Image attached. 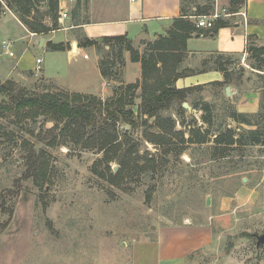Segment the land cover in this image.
Listing matches in <instances>:
<instances>
[{
	"label": "rangeland",
	"instance_id": "1",
	"mask_svg": "<svg viewBox=\"0 0 264 264\" xmlns=\"http://www.w3.org/2000/svg\"><path fill=\"white\" fill-rule=\"evenodd\" d=\"M2 1L0 83L12 79L36 92H73L44 77L61 76L74 89L89 90L106 99L118 85V79L123 83L137 81H133L137 68L128 62L126 76L132 81L124 80L123 72L117 80L104 79L110 88L108 95H103L104 86L95 63V55L98 59L101 57L103 45L89 46L92 50H73L70 55L46 51L34 43L17 14L5 6L6 0ZM79 1L80 21L101 19L107 15L110 18L124 2ZM229 1L226 0L223 8L229 6ZM76 2L65 0V24L72 22L71 12ZM214 3L216 6V0ZM40 11H45V7H40ZM46 22L50 23V19L46 18ZM54 36L58 39L62 32ZM130 37L143 51L145 45L142 42L148 40H139L131 31ZM3 40L13 42L10 47L13 56L2 49ZM192 43L199 46L198 42ZM124 55L125 58L130 56L128 52ZM37 57L42 60L41 69L28 72L36 67ZM239 62V67L235 66L234 70L241 76L239 84L232 86H237L241 96L258 92L261 97V83L256 72L251 71L243 58ZM16 63L18 69L11 73ZM18 70L27 71L17 75ZM216 78L217 74L210 71L196 72L181 80L209 84L217 81ZM224 94L220 88L206 85L195 97L212 103L219 121L235 128L232 120H225L223 116ZM228 101L239 110L237 95L229 97ZM138 102L139 98L136 99ZM188 112L184 122L176 123V129L186 131V138L192 127L189 126L190 113L193 117L201 114L198 110ZM169 113L171 111L163 112ZM260 124L264 125V119ZM51 125L52 122L42 116L31 120L13 111H0V264H264V245L257 246L252 236L264 233V208L260 204L247 211L254 216L232 230L217 232V227L209 224L210 214L220 211L221 198L233 195L243 183V177L256 175L260 179L264 176L263 146H249L242 151L232 146L226 156L213 157L211 140L214 131L211 127L213 132L208 137L209 142L181 144L185 150L180 155L174 151L165 154L166 146L146 140L145 133L154 131L153 127L140 125L130 129L124 124L121 128L130 130L140 155L153 157L156 163L167 165L162 173L139 178L128 176L122 183L113 185L94 172V163L102 155L97 149L82 148L67 139L49 145L51 138L47 135ZM239 127L244 129L245 126ZM172 141L177 143L178 138L172 136ZM28 143H33L35 150L46 152L49 164L47 181L35 184L26 176ZM109 165L112 170L118 166L115 162ZM186 226L195 228L198 234L183 230Z\"/></svg>",
	"mask_w": 264,
	"mask_h": 264
},
{
	"label": "trees",
	"instance_id": "2",
	"mask_svg": "<svg viewBox=\"0 0 264 264\" xmlns=\"http://www.w3.org/2000/svg\"><path fill=\"white\" fill-rule=\"evenodd\" d=\"M2 2L0 0V12L4 7ZM245 2L246 0H230L226 9L230 12L237 11ZM59 3L60 0H6L5 6L17 14L29 32L44 35L60 28ZM40 7H45V11L41 12ZM214 9V0H180V15L173 19L164 34L142 42L145 45L143 51L134 45L126 33L102 36L101 42L83 37L78 46L103 45L98 69L106 80H117L122 74L126 63L125 52L129 53L131 62L140 63V80L123 83L118 79V85L106 99L91 93L66 90L36 92L7 79L0 83V111H13L22 118L31 120L42 116L44 120L51 121L47 135L51 138L48 143L51 146L67 139L82 148L97 149L102 155L94 163V172L113 185L122 183L128 176L139 178L162 173L167 165L156 163L153 157L140 155L137 143L129 134L130 130L121 128L124 124H128L130 129L140 125L153 127L154 131L145 133L146 140L166 146L165 154L174 151L176 155H180L185 150L183 144L201 145L209 142L208 137L213 131V157L226 156L232 146L239 151L249 146L264 147V125L260 124L264 119V43L258 44L255 38L250 36L246 46L248 67L252 72H256L261 83L262 95L258 110L253 113L238 111L224 94V119L236 122V128L223 124V120L219 121V115L215 114L212 103L195 97L206 84L181 88L175 84L178 78L196 72L195 69L181 65L187 55L186 43L191 36L203 33L202 28L196 26V17L208 15ZM46 18L50 19V23L46 22ZM71 19L74 25L81 23L79 0L71 12ZM228 24L227 20L218 18L211 28H207V32L215 34L219 28ZM66 46L64 42H47V47L52 51L64 50ZM210 61L205 60L203 68H216L222 72L223 80L208 85L224 90L226 84L240 79L241 76L235 74V69L230 68L235 63V59L230 55L219 53L212 60V64L206 67ZM241 71H244L243 67ZM184 101H187L193 110L201 111L200 119L205 124L204 127L197 123V118L190 113L191 123L197 122L193 125L189 123L192 127L188 129L187 138L186 131L176 129V123L184 122L185 115L189 114L182 106ZM167 111L171 113L163 114ZM150 119L152 121L149 123ZM239 125L245 126L244 129ZM172 136L178 138L177 143L172 141ZM28 145L25 155L26 176L31 177L35 184L47 181L49 164L46 152L43 149L35 150L33 143ZM111 162L118 164L116 172L109 165Z\"/></svg>",
	"mask_w": 264,
	"mask_h": 264
},
{
	"label": "crops",
	"instance_id": "3",
	"mask_svg": "<svg viewBox=\"0 0 264 264\" xmlns=\"http://www.w3.org/2000/svg\"><path fill=\"white\" fill-rule=\"evenodd\" d=\"M225 2L226 0H216L215 8L222 9L223 7H225ZM122 4L123 5H121V7L117 9L116 13L112 14L113 16L110 18L108 17L109 15L106 14L107 16L104 18H88L85 21H80V24L74 25L73 22L65 24L63 22L66 18L65 17L60 19V28L51 30L44 35L32 33L28 30L27 32L29 36H32L34 38V43L42 48H45L46 51L49 50V48L47 47L48 41L55 43L64 42L67 46L64 50H60L59 52L70 55L73 50L77 51L80 48L91 49L89 46H78L80 38L83 37H88L89 39H98L105 35H117L126 33L128 37L133 40V38L130 37L131 31L132 35L137 37L139 40H153L158 34H164L166 30L170 28L173 19L180 15V0H124ZM59 6L60 9H63L65 11V0H60ZM112 10L113 9L111 8V11ZM239 10L246 13V18L237 13ZM105 13H107V11H105ZM231 13L233 14L224 16L222 18L223 20H227L229 24L227 26L219 28L215 34L208 33L207 28H202L203 33L201 35L191 36L190 38H188L186 43L187 55L181 64L182 67L191 69L195 68V71L199 73L213 71L217 74V81H222V72L216 70V68L211 66L206 69L203 68V62L205 60H211L210 63L206 65L207 67L212 64V60L217 56V54L224 53L225 55H230L231 57H233V59H235L233 67L234 69L236 67H239V61L241 58H243L247 62L246 46L248 44V37L253 36L258 44L264 43V0H246L244 5L240 9ZM57 32H62V36H60V38L58 39H56L54 36V34ZM6 41L8 42V40ZM73 42H76V47L72 46ZM192 42H198L199 46H195V44H193ZM2 49H4L3 46ZM50 52L58 51L50 50ZM86 55L87 54L85 53L84 56ZM88 57L89 56H87L86 58ZM125 59L126 63L123 68L124 80H128V82L132 81L130 79H127L126 76V68L128 66V62L130 64H133V66H135V69L137 68V74L133 81L139 80L141 78L140 63L131 62L128 56H126ZM95 61L96 65H98V57L96 55ZM17 66L18 65L16 63V66L12 67L11 73L12 71H15V68L18 69ZM36 69L37 65L34 69H28V72L34 70V72H36ZM26 71L27 70H18L17 75L22 74ZM39 74L42 75L41 73ZM191 75L192 74H190V76ZM44 77L54 81L60 86L69 88L73 91L91 94L95 93L90 92L89 90H76L65 80L64 77L61 76H55L54 78L48 76ZM181 78L182 77L178 78L175 82L176 86L179 88L189 87L192 84L196 83L191 80L184 82L181 80ZM100 80L102 81V86H104L101 90L103 92V95H108L110 84L106 82V80H104L101 74ZM239 80L240 79H238V81H234L232 84H226L223 91L225 93V87L227 85H230V96H227L226 94L225 95L228 98L233 97L234 95H237L239 97V103L237 104V107L239 109L238 111L249 113L255 112L259 106V93L255 92L252 95L244 93V95L241 96V92L237 88V86H232L239 84ZM187 110H193L192 106L191 109ZM196 118L199 124L204 125L205 127V124L201 121L200 116H196ZM231 122L233 125H235L236 128V122ZM230 126L232 127V125ZM238 129L239 127H237V130ZM256 204H260V207L264 208V176L260 179H258L256 175L245 176L243 177V183L238 186L233 195L224 196L221 198L219 205L220 211L210 214L209 224H213L214 226H216L217 232L221 230H232L234 229V227H237L238 225L246 222V219L248 217L254 216L250 213L248 214L247 211L256 209ZM183 230L191 233L197 232L198 234V231H195L196 229L190 226H186ZM200 240H202V238H200ZM200 242L202 243V241Z\"/></svg>",
	"mask_w": 264,
	"mask_h": 264
},
{
	"label": "built area",
	"instance_id": "4",
	"mask_svg": "<svg viewBox=\"0 0 264 264\" xmlns=\"http://www.w3.org/2000/svg\"><path fill=\"white\" fill-rule=\"evenodd\" d=\"M130 1H134V0H130ZM237 13L241 14L244 18H246V13L244 11L239 10ZM59 14H60L59 19L67 17V13L63 9H60ZM230 14H233V13H231L225 8H222L220 10L215 9L212 13L208 15H198L196 17V26L200 28H211L215 20H217L218 18H223L224 16H228ZM2 46L5 50L4 51L5 53H7L9 56L14 55L12 50L10 49V47L12 46L11 42L9 41L7 42L6 40H4L2 42ZM41 61H42L41 58L36 59L37 69H40Z\"/></svg>",
	"mask_w": 264,
	"mask_h": 264
},
{
	"label": "water",
	"instance_id": "5",
	"mask_svg": "<svg viewBox=\"0 0 264 264\" xmlns=\"http://www.w3.org/2000/svg\"><path fill=\"white\" fill-rule=\"evenodd\" d=\"M43 40V39H42ZM98 40V42H101L102 41V39L101 38H98L97 39ZM72 46L73 47H76V42H73L72 43ZM230 90H231V86L230 85H227L226 87H225V94L227 95V96H230ZM182 106L184 107V108H186V109H191V106L188 104V102H186V101H184L183 103H182ZM127 126V125H126ZM118 169V166H114V172H116V170ZM253 236L255 237V239H256V245L257 246H260V245H264V233H261V234H253Z\"/></svg>",
	"mask_w": 264,
	"mask_h": 264
}]
</instances>
